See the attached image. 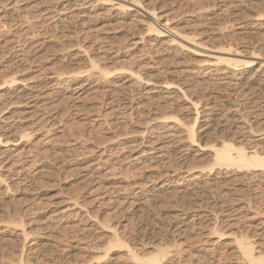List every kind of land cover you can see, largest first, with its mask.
I'll return each mask as SVG.
<instances>
[{
    "label": "rangeland",
    "instance_id": "obj_1",
    "mask_svg": "<svg viewBox=\"0 0 264 264\" xmlns=\"http://www.w3.org/2000/svg\"><path fill=\"white\" fill-rule=\"evenodd\" d=\"M141 1L167 14L171 27L193 34L208 46L230 44L245 54L255 52L258 61H264V20L254 21L258 14L264 15V0ZM84 9L85 16L79 20L72 16L64 31L52 32L56 39L45 45H40L43 38L38 40L40 49L27 55L8 50L5 42L10 35L0 45V76L19 69L24 84L31 85L41 76L44 86L50 73L68 75L55 89L39 90L43 94L34 103L4 108L0 114V122L13 116L21 123L17 135L38 127L33 125L37 117L54 115L61 121L54 131L58 145L37 148L32 139L20 140L18 151L3 166L5 175L13 163L11 168L17 172L24 169L19 177L10 174L11 180H19L14 184L9 180V189L0 191V264H18L22 259L26 264H139L127 248L108 249L113 231L140 257L166 249L164 264H234L239 256L236 237L258 232L264 240V172H249L250 180L236 185L234 178L243 174L234 167L214 166L210 146L234 141L250 150L256 145L264 152L258 141L264 134V85L232 91L191 78L188 69L199 59L180 49H167V39H159L158 44L154 34L144 32L143 12L119 17L96 0H85ZM22 28H12V36ZM137 41V46L128 47ZM111 46L119 55L106 61L105 68L113 72L130 67L144 81L167 86L165 93L156 95L164 97L159 99L163 105L158 107L157 101L151 105L135 95L140 103L125 108L122 94L109 92L113 86L107 78L86 73L90 59L103 60L102 54L107 55ZM133 52L137 58L129 56ZM78 72L81 79H73L71 73ZM114 73L119 84L133 83L121 71ZM198 100L196 138L187 149L186 131L196 118L191 103ZM206 105L214 108L209 111ZM157 122H169L171 129H159ZM241 127L251 128L253 136L237 140L235 131ZM153 129L158 131L152 133ZM54 152H60L58 166L45 159ZM155 153L166 155L154 159ZM191 172L201 175L188 183L191 189L182 193L175 187L162 193L156 189L158 179L173 175V180L189 179ZM56 209L70 210L72 220L62 228L50 226L47 220ZM16 216L23 218L27 238L21 237L19 223H9L12 218L18 221ZM61 231L66 239H57Z\"/></svg>",
    "mask_w": 264,
    "mask_h": 264
},
{
    "label": "bare ground",
    "instance_id": "obj_2",
    "mask_svg": "<svg viewBox=\"0 0 264 264\" xmlns=\"http://www.w3.org/2000/svg\"><path fill=\"white\" fill-rule=\"evenodd\" d=\"M96 2L103 7L108 6L111 8V10L117 11L119 17L121 13H126V15H129L131 11H135V13L139 15L143 12L144 14L142 15V17H145L147 19V24L145 25L144 32L154 34V40H156L158 44L160 41H162L159 39H167V43L165 42V47H168L167 49H180L186 52L187 54H190L199 59L197 64H195L191 69H188L191 78H197L205 82L210 81L224 89H231L232 91H237L238 89L243 88L244 86L251 87L257 84L264 85V75L261 76L264 70V61L259 62L258 59L260 58V56L255 52H249L248 54H245L244 51L240 50L239 48H233V46L230 44L221 47L208 46V44H204L199 41L197 37L193 36V34L179 30L176 27H171L169 23L171 19L167 16V14L161 11L158 12L157 8H152L147 3L144 4V1L142 2L141 0H96ZM231 4L234 3L232 2ZM84 7L85 0H0V45L1 43L7 41V37L11 36V39L5 42V44H8L7 48H9V51L16 50V54L19 55L26 54L29 52L31 53V50L36 51L37 48L40 49V45H45L44 43H50L51 41L56 39V36L52 35V32L64 31L65 26L67 25L66 23H70V19H72V16L77 20L85 16L86 12ZM133 8L134 10H132ZM263 17L264 15L258 14L254 18V21L258 22L264 20ZM240 26L241 28L244 27L242 25ZM14 27L23 28L21 30L19 29V31H17L12 36L11 29ZM4 37L6 38L3 39ZM42 38L44 41L41 43L38 40H42ZM140 40H142V38ZM138 44L139 41L134 42L128 47H135ZM158 44L155 45L157 46ZM163 44L164 43H162V45ZM1 47H3V45ZM80 48L82 50V47ZM134 49H138V47L133 48V50ZM106 51L107 55H105L104 53L102 54L104 57L103 60H100L101 58H99L98 60L90 59V67L86 70V73H88L90 76H97L99 78L105 79L107 78V80L109 81V85L113 86V88L109 90V92L112 94V96H120L122 94L121 97L123 98L122 100H124L123 106L125 108H132L134 104L140 103V101L137 102L138 97H136L135 95H139L144 100V102L149 103L151 105H153L156 101V103H158V107L160 105H163V103H159V99H162L164 97H158L156 95L165 93L164 90L169 89L167 88V86L159 82L144 81L141 78L140 73H138L139 71H134L130 67L114 70L113 72L111 70H107L105 68L106 61L116 58L119 55V50L117 51L114 49V46H111ZM139 52L143 53V51L141 50ZM2 53L4 52L2 51L1 54ZM136 55L137 52H133V54H130L129 56H131V58H137ZM257 61L259 62V64H261V67L256 70L255 66L258 63ZM21 71H19V69L15 71L10 69V71L7 70V72L0 76V114L2 113L4 108L8 109L10 107H13L14 109L16 108V106L34 103L35 100H37L40 95L43 94L38 93L39 90H41L42 88L53 90L55 89V87L64 84L68 76H66L65 72H53L50 73V75L48 76V81L44 86L42 83L41 76H36L32 84L27 85L24 84L25 81L20 76ZM115 71H121V74L129 76V78L133 80V83L130 85L119 84L117 80L119 77H116V75H114ZM83 73H85V71ZM71 74H75L74 76H71L73 79H81V77H78L80 75V72H78V74ZM18 86L20 89L17 88L16 90H14V87ZM176 90H178V92L182 94L179 89ZM210 98L211 97H207V99ZM143 100L141 101L143 102ZM200 104L201 101L199 100L191 103V106L196 109V118L194 120L193 125L190 126L186 131L187 138L190 140L188 142L189 148L187 149H190V147H192L195 142V126L198 122V117L200 114L198 110V106H200ZM206 107V109L209 111L212 110L211 108H214V106L208 105H206ZM157 108H155L153 112H156L158 110ZM46 109H48V106H46ZM46 114H48V112H46ZM40 116L42 117L44 115ZM57 118L59 119L58 116L54 115L48 116L46 118L37 117L33 121V125H38V127H34L31 131L26 130L24 131L25 133H22V135H17L16 133V129L17 127H19L18 123L20 122L14 119L13 116L6 117L1 120L0 191L1 188H8L7 182L9 180L10 183L12 182V184L17 182L19 180V174L24 169L21 168V171L17 172L16 169L11 168L15 164L13 163V165H11L8 171V175L2 173V170L5 168L3 167L5 162L13 153H16L18 151V147L20 146L21 142L20 140L24 139L29 142L32 139L33 143L35 142L34 146L37 148L39 147V145L56 146L59 144L56 139V133L54 132L56 126L58 124H61V121L57 120ZM171 118L176 121H179L176 116H173ZM167 123L169 122H157V124L160 126L159 129L163 130L168 128V130H170L171 127H168ZM41 129L43 130L41 131ZM151 131L152 133H156V131L158 130L153 129ZM174 135L175 134H172V136ZM235 135L237 140L250 138L253 136V131L251 130V128L241 127L235 131ZM161 136L162 134L158 137ZM38 138L40 139L38 140ZM158 140L159 138H157V141ZM258 141L259 143L264 145V134H260V138ZM152 149L156 150V147H153ZM251 149L252 150L241 145L237 146L236 144H234V141L233 143L223 141L221 145H211L210 150L214 154L213 158L215 162V165H213L236 168V172L240 173V175H243L239 178L237 177V179L235 177V180H233V182H235L236 185H241L250 180L248 177V174H250L249 172L253 173L260 170L264 172V152H259L256 145L251 147ZM22 150V153L20 155L18 154L19 159L21 155L24 156L26 151L25 148ZM185 150L186 149L184 148L180 151L185 152ZM59 154L60 152H54L53 156L51 157L49 155H45L46 162H49L48 160H50L52 164L58 166V164H60L58 163ZM165 155L166 153H163L162 155H158V153H155L152 155V158L155 159L157 157ZM211 169L214 170V168ZM16 172L17 174H14ZM10 174L12 176H18V179L11 180ZM173 176H166L161 179H158L156 183L158 181L160 183L159 187L156 189L162 193L164 191H168L171 187H175L174 189H176V191L182 193L185 189H191L189 186H192V184L188 185V183L195 182L201 179V175L194 176L192 172L187 175L190 177L189 179L173 180ZM174 184L175 186H173ZM130 204H132V202ZM71 210H73V208H71ZM69 213L70 210L56 209L55 211L49 214L47 220L50 223V226L54 225L58 228H62L63 225L65 226L67 222H71L72 220L70 218L71 214ZM12 219L11 222L9 221V223L11 225H14L15 222H17L16 225L19 223L18 226L22 228L21 237L24 236V238H27L28 234H26L27 232L24 229L23 218L19 219L18 217L19 222L17 221V219L16 221H12ZM213 231H216V228ZM113 233L114 235H112V237L114 240H112V242L109 244L110 247L108 246V249L113 247L127 248L128 254L131 259H133L134 262H138L139 264H164L162 260H164L165 257L168 256V252L166 251V249H159L156 251V253L154 251V253H148L147 255L140 257L141 255H138L135 248H131L128 243L124 242L123 239L118 238L116 231H113ZM58 234L60 236L57 239L61 240L65 238L64 231L58 232ZM221 236H223V234H221ZM234 242L236 244V250L239 253L238 259L234 262V264H264V240L262 237V233L254 232L252 235H244L241 238L236 237ZM54 244L57 245L58 242H55ZM18 264H26V261L22 259L21 262Z\"/></svg>",
    "mask_w": 264,
    "mask_h": 264
}]
</instances>
